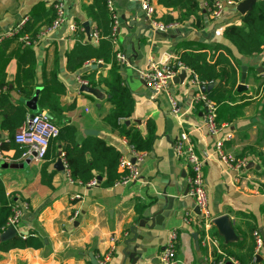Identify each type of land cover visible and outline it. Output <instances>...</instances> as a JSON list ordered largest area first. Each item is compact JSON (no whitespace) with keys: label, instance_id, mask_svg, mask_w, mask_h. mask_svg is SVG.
Segmentation results:
<instances>
[{"label":"crops","instance_id":"1","mask_svg":"<svg viewBox=\"0 0 264 264\" xmlns=\"http://www.w3.org/2000/svg\"><path fill=\"white\" fill-rule=\"evenodd\" d=\"M56 1L63 3L65 22L52 32L41 34L53 18L52 4ZM92 1L0 0V36L24 17H39L35 42L31 44L34 82L40 84L37 87L40 90L47 87L56 95L59 104L56 122L74 125L78 141L92 135L88 130L97 131L96 135L129 159L132 158L130 142L124 132L139 131L144 138L153 131L152 148L145 151L136 180L109 187L73 182L65 166L63 171L54 167L58 158L47 170L50 185L44 184L40 174L44 159L25 162L26 158L18 154L24 147L14 141L18 147L0 148V181L6 194L15 196L24 206L18 230L41 241L36 248L0 252V264H131L124 261L121 250L124 240L133 234L137 239L130 247L137 244L142 252L137 264H161L159 254L171 229H176L178 234L179 264H209L207 254L214 249L203 241V220L194 212V199L188 194L189 167L185 158L174 150V141L182 131L188 135L195 153L203 159L210 216L215 219L226 215L234 237L226 240L213 223L208 232L217 239L221 250L233 253L244 264L253 260L264 264V248L255 253L253 239L254 231H264V71H258L264 69V28L254 33L251 42L231 44L227 41L222 34L224 28L229 24L241 25L242 14L236 10L235 3L225 5L216 18L204 13L200 29H194L189 18L168 32H158L151 27L142 9L143 0H111L117 15L116 40L111 43L115 54L121 52L126 57L125 63L116 61L121 65L122 83L134 100L130 114L111 123L107 119L113 109L107 100V90L112 85L108 76L110 63L87 61L75 70H69L66 65L67 54L76 43L96 45L89 40L84 28L82 35L76 33L80 28L75 31L68 28L70 22L79 21L83 27V22L87 21L89 31L95 29L85 11ZM199 2L204 5L202 0ZM150 4L159 20L166 15L178 16L177 10L165 8L157 0H150ZM16 47L17 41H12L6 50L11 53L5 67L7 88L13 103L23 102L26 106L32 96L25 99L11 83L16 72ZM178 60L197 69L201 86L214 83L209 91L217 103L218 125L222 126L218 134L208 132L202 107L193 103L196 91L188 85L187 75L182 82L171 79L167 87L158 92L139 76V71L150 62L161 65ZM241 67L246 68L245 79L243 87L238 89ZM219 71L224 76L214 81ZM86 77H91L94 85L89 84ZM83 84L97 89L98 96L81 91ZM227 94H231L229 101L225 100ZM170 98L179 105L177 113L171 110ZM28 110V117L37 113V108ZM39 112L47 114V109ZM228 132L231 137L224 141L225 153L232 158H241L239 155L244 153L246 160L239 171L212 154L217 139ZM2 141H8V136L0 130V144ZM59 158L62 161L61 154ZM11 163H22V166L10 167ZM77 194L79 197H75ZM187 210L195 214L189 224L182 221ZM146 211L149 217L154 211L160 214L154 222L150 219L144 222ZM106 253H110L109 259L101 263Z\"/></svg>","mask_w":264,"mask_h":264},{"label":"trees","instance_id":"2","mask_svg":"<svg viewBox=\"0 0 264 264\" xmlns=\"http://www.w3.org/2000/svg\"><path fill=\"white\" fill-rule=\"evenodd\" d=\"M239 2L241 0H233ZM159 4L165 8L175 9L178 11V16L172 18L166 15L162 18L164 23H181L191 18V26L194 29H200L203 25L204 13L210 14L213 9V0H202L203 6L200 5L199 0H157ZM205 9V12L203 10ZM86 13L90 16L95 29L98 32L99 39L96 45L85 43H76L70 52L67 54V68L75 70L83 62L87 61H103L110 63L108 76L112 83L111 88L107 90V100L112 104L113 109L108 114L109 122H117V119L122 115H129L133 105V96L131 91L122 83L120 67L121 65L115 59V51L111 40L108 38L112 30V19L106 8L105 0H93L91 5L85 8ZM53 16V14H52ZM52 17L49 19V22ZM241 25L229 24L222 34L224 38L231 44H236L239 41L251 42L254 33L257 30L264 28V0H256L252 8L240 16ZM39 22L38 18H28L24 27L19 31L20 34H28L30 39H34ZM77 34H83V27L79 21L76 22ZM17 37L4 38L0 42V130L4 131L8 136V141H2L0 148L18 147L13 142V135L16 129L20 128L27 119V113L30 112L23 102L13 103L10 100L8 93L9 80L5 71L7 62L11 57V53L6 50L12 41H17L16 47V72L11 83L16 92H18L25 99L30 98L40 84L34 82V54L32 45H26L24 42L16 40ZM197 74V69L192 65L186 63ZM224 74L219 71L214 81H219ZM88 83L94 85L91 77H86ZM200 80V78H199ZM212 92V91H211ZM212 100L214 98L211 96ZM231 94L225 96V100L229 101ZM216 103V101L214 100ZM217 104V103H216ZM47 109V117L58 127V134L49 141L47 153L44 157V164L40 169L41 181L44 184L50 185L48 168L60 154L64 160L68 176L73 182H78L85 185L91 179L96 178L97 175L101 177L97 183L103 187H109L119 182L123 173L118 171V160L120 151L112 144L106 142L101 136L87 135L82 140L78 141L76 138V128L68 122H56L57 111H59L58 99L53 92L49 91L47 87L41 88L38 100L37 111ZM230 119V118H229ZM216 122L217 117H216ZM124 134L128 137L130 144L136 150L149 151L152 148L154 141V133L151 131L144 138L140 136L139 131H125ZM13 143V144H11ZM22 154L20 149L18 154ZM244 153L239 156H243ZM18 203L15 196L7 195L4 187L0 181V233L7 227V222L12 214L13 207ZM264 222V213H263ZM16 231L15 236L6 241L0 242V252H6L11 248H26L38 247L41 245L39 238L32 234L23 235L19 232L18 227H13ZM204 229L202 230V234ZM213 233L217 231L213 227ZM219 235V234H218ZM227 256L236 258L233 253L222 249ZM213 260L217 261L223 257L222 254L215 250L211 252ZM240 263L244 264L243 261Z\"/></svg>","mask_w":264,"mask_h":264},{"label":"built area","instance_id":"3","mask_svg":"<svg viewBox=\"0 0 264 264\" xmlns=\"http://www.w3.org/2000/svg\"><path fill=\"white\" fill-rule=\"evenodd\" d=\"M237 2L233 0H213V9L211 11V16L213 18L219 17L223 11L225 5H234ZM107 10L112 19V30L109 35V39L113 42L116 40V30H117V15L114 11V7L111 0H105ZM142 9L144 10L146 16L150 19L151 27L158 32H168L173 27L177 26L176 22L164 23L154 16L153 7L150 4V0L142 1ZM53 18L48 25L44 27L41 34H47L58 28L61 24L65 22L64 16V6L60 1H56L52 4ZM28 18H22L11 30L5 35L0 36V41L6 37L16 36L21 42L26 45L34 44L35 39H30L28 34H20L19 31L24 27ZM68 28L71 31H75L77 26L76 23H68ZM89 40L92 43H97L99 36L96 29H93L89 35ZM116 60L125 63L126 57L123 53L117 52L115 54ZM185 72L188 76V85L196 88V92L193 95L194 105H200L203 109V122L210 134H218L222 129L221 125L216 122V112L217 104L212 100L208 93L200 91L198 88L202 85V82L197 77L195 71L188 65L178 60L174 64H156L150 62L149 66L141 69L139 71V76L141 79L153 90L163 91L170 80L175 77L180 72ZM171 110L173 113L179 111L178 103L170 98ZM58 134V127L49 120L47 114L44 112H37L29 117H27L24 124L15 132L13 141L21 148L24 147V151L21 155L22 158L31 157L36 161L43 160L48 149L49 141L56 137ZM231 133H225L222 137L218 138L215 142L212 154L218 158L219 161L224 163L226 166L234 169L236 171L242 170L246 163L244 157L232 158L227 156L224 151V141L230 139ZM129 151L131 152L132 158H126L120 155L118 160V169L123 173L121 180L117 183L126 184L133 180H136L139 176L140 163L143 161L145 156V151L136 150L132 144H128ZM174 150L177 155L184 157L188 167L189 173L187 176L188 183V194L194 199V206L199 209V215L203 220L204 243L211 249H214L217 253L222 254L223 257L215 261L211 257V252L207 254L209 264H242L237 258L227 256L220 249L217 244V239L214 238L209 232V228L212 227L213 219L210 216V212L207 206V195L204 186V177L202 173L203 159L198 156L195 151L193 144L191 143L186 132H180L177 139L174 141ZM1 154V151H0ZM33 154V155H32ZM62 157V156H61ZM64 163V160L62 158ZM65 166V163H64ZM66 167V166H65ZM97 184L96 178L91 179L87 182L86 186H93ZM79 197V195H75ZM23 205L17 203L12 210V214L8 219L7 225L17 226L22 215ZM75 215V214H74ZM193 210H187L182 215V221L185 224L192 222L194 218ZM177 231L176 229H171L166 237L164 245L159 254V260L161 264H179V260L176 255V245H177ZM254 239V251L258 253L263 248V238L258 231L253 232ZM109 254L106 253L104 258H102L101 263H104L109 259ZM246 264H256L253 260Z\"/></svg>","mask_w":264,"mask_h":264},{"label":"water","instance_id":"4","mask_svg":"<svg viewBox=\"0 0 264 264\" xmlns=\"http://www.w3.org/2000/svg\"><path fill=\"white\" fill-rule=\"evenodd\" d=\"M255 1L256 0H241L236 4V10L240 14H243L252 8ZM83 28H84L85 33L87 35H89L90 29H89V25H88L87 21L83 22ZM164 60H165V56H163L162 62ZM241 69H242V73H241L240 84L238 85V89L243 87L242 85H243V82L245 79L246 68L241 67ZM258 71L262 72V71H264V69L259 68ZM185 77H186L185 72L182 71L178 75L173 77L172 79H173V81L177 80L178 82H182ZM213 86H214V83H209L205 86H200L198 89L202 92H205V91H209ZM194 89L197 90L196 88H194ZM80 90L87 92V93H90L94 96H98V94H99L97 89L90 87L88 85H84V84L80 86ZM39 91H40V88H36L32 97L26 101V106L28 107V109L35 110L37 108V99H38ZM87 133L92 134V135H96L97 131L88 130ZM30 159H31V157H27L25 159V162H28ZM9 166L10 167H20V166H22V163H11ZM54 167L59 171L64 170V165H63L60 158H58L56 160ZM96 180L100 181L101 177L99 175H97ZM147 211L149 212V210H147ZM147 211L144 213V222H146L148 219H150L151 221L154 222L155 217L158 214H160V212L154 211V212H151V215H150L151 217H149V214L147 213ZM194 212L196 214H199L200 211L197 207H194ZM156 219H157V217H156ZM212 223L217 228L218 233L221 234L226 240H230L234 237L233 230H232L231 225L229 223V219L226 215H221L219 217H216L215 219H213ZM144 226H146V225L144 224ZM151 226H153V225H151ZM15 234H16L15 229L12 226H8L3 232L0 233V242L11 239L13 236H15ZM260 234L263 238V248H264V231H263V229H260ZM136 239H137V235H135V234H133L132 237L125 239L123 242V248L121 250L124 261L128 260V261H130L131 264H137L141 258L142 252L140 251L139 246L137 244L133 243V245L130 247V244L132 242H134ZM138 239H141V238L138 237ZM226 264H230V263L227 262Z\"/></svg>","mask_w":264,"mask_h":264}]
</instances>
